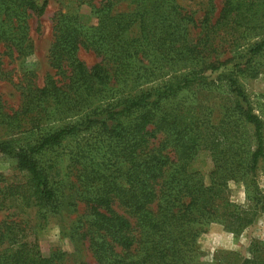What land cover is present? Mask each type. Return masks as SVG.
Instances as JSON below:
<instances>
[{"label":"trees","instance_id":"16d2710c","mask_svg":"<svg viewBox=\"0 0 264 264\" xmlns=\"http://www.w3.org/2000/svg\"><path fill=\"white\" fill-rule=\"evenodd\" d=\"M47 4L0 0V80H10L20 98L7 107L0 96L6 137L0 135V155L14 159L17 169L0 173V209L8 210L0 218V264H64V251L42 253L31 213L47 219L79 202L87 212L71 238L76 246L86 241L97 264H197V238L207 225L237 234L253 223L252 212L232 203L225 189L256 175L264 120L239 81L237 72L245 69L220 72L229 59L218 53L229 39L252 32L262 37L248 43V54L264 51V0H224L215 20L213 9L196 18L183 0H101L91 5L89 23L60 11L49 49L55 73L40 84L26 60L34 51L30 19ZM82 49L99 60L88 65ZM165 66L185 73L145 85ZM218 79L236 99L222 106L220 117L177 99L193 82L217 85ZM249 126L255 148L246 156ZM35 133L26 143L13 139ZM69 138L77 140L68 154L73 179L68 172L54 182L42 157ZM203 150L214 162L209 184L194 166ZM249 249L239 264H264V238Z\"/></svg>","mask_w":264,"mask_h":264},{"label":"rangeland","instance_id":"374dc122","mask_svg":"<svg viewBox=\"0 0 264 264\" xmlns=\"http://www.w3.org/2000/svg\"><path fill=\"white\" fill-rule=\"evenodd\" d=\"M101 0H48L45 12L40 15H34L30 19V36L33 42L34 51L26 60V66L34 69L36 73V82L42 84L48 73H55L49 61V49L55 39V17L60 11L77 13L81 21L89 23L94 21L92 4H100ZM185 6L194 11L195 17L201 19L206 10L213 9L215 20L224 6V0H183ZM264 31V30H263ZM262 35L252 32L248 36L243 35L236 42L229 39L218 53L222 60L229 59L228 65L223 66L220 72H225L235 66V70L244 68V72L240 73L239 81L248 96L249 102L253 107V111L260 115L264 120V51L259 54H248L247 46L249 42H255ZM82 57L88 65L97 62L99 58L89 50L82 49L80 51ZM248 59V66L242 62ZM16 66L11 63L8 66L12 69ZM21 67L13 72L15 81H18ZM185 71V70H183ZM175 73L168 66L157 70V75H151L149 80H143L145 85L158 83L164 79H168L173 75H180L181 72ZM220 80V81H219ZM142 81V80H141ZM218 84H207L205 82H193L180 91L177 99H183L186 102H196L201 105L203 112L214 118L220 117L224 110L222 106H230L236 99L235 94L230 92L225 80L218 79ZM0 96L7 107H17L20 102L19 92L10 80H0ZM251 130V131H250ZM246 132L245 155L248 156L255 148V141L252 138L253 130L250 128ZM3 135V132H0ZM30 134H19L13 136V139L20 138V143L32 141ZM6 138V137H5ZM241 141H238L240 143ZM64 145L58 150L49 149L42 157V161L47 166L51 178L54 182H58L68 174L70 175V165L68 154L75 145L76 139L69 138L65 140ZM237 143V144H238ZM204 174L207 184L210 183V173L213 169L214 162L211 153L208 150L201 151L194 164ZM16 162L6 156L0 155V173L11 175L17 171ZM245 176L239 181H231L226 187L225 194L227 198L242 210L252 212L254 222L249 224L242 232L234 233L227 231L220 223H212L206 226L204 232L197 238V247L199 248V259L197 264H239L242 257L251 255V244L256 240L264 238V158L262 157L255 171ZM72 176V175H70ZM71 177H69L70 179ZM73 179V177L71 178ZM62 192L66 194L68 189L64 184L61 186ZM8 210L0 209V218ZM87 212V206L83 202H79L74 207L63 206L58 213H51L47 219L31 213L32 223L37 222L36 235L39 247L46 256L56 250L66 253L64 264H97L92 252L88 248V243L84 241V245L76 246L71 238V229L76 225L84 214Z\"/></svg>","mask_w":264,"mask_h":264}]
</instances>
